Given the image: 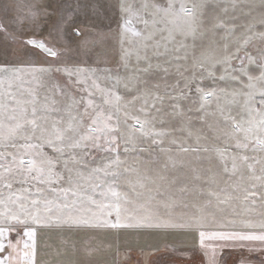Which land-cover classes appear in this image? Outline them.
I'll return each mask as SVG.
<instances>
[{
	"label": "snow or ice",
	"instance_id": "snow-or-ice-1",
	"mask_svg": "<svg viewBox=\"0 0 264 264\" xmlns=\"http://www.w3.org/2000/svg\"><path fill=\"white\" fill-rule=\"evenodd\" d=\"M230 4L260 17L213 23L203 3L175 0L0 7V43L30 58L0 64V264H36L40 228L191 232L202 264L245 246L233 242L264 250V0ZM107 9L120 54L101 67L89 59L105 34L85 21ZM135 250L133 264L184 252Z\"/></svg>",
	"mask_w": 264,
	"mask_h": 264
},
{
	"label": "rangeland",
	"instance_id": "rangeland-1",
	"mask_svg": "<svg viewBox=\"0 0 264 264\" xmlns=\"http://www.w3.org/2000/svg\"><path fill=\"white\" fill-rule=\"evenodd\" d=\"M33 0H0V7L3 4H9L11 13L16 12L23 13L26 11V7L17 9L16 5H28ZM139 3L140 0H135ZM153 2V0H149ZM156 3H166V0H154ZM181 2L189 4L203 3L205 5L203 11L205 13L206 21L215 22L218 19H222L228 23H235L237 26L247 25L258 20L260 17L261 9L257 7L251 11L250 15L248 8H236L233 9L230 4V0H175V3L179 5ZM259 5V0H254ZM111 3L115 4L116 0H111ZM226 9V11H225ZM179 22V21H178ZM85 23L94 31L105 34L97 46L90 52L89 63L99 64V66H112L119 59L120 45L118 38H116V32L118 25L120 24V17L116 9H107L101 11L99 15L90 14ZM209 26L206 24V27ZM137 29L142 25L137 24ZM256 31H264L259 24L256 25ZM223 30L217 32V39L222 36ZM209 33L203 42L197 39V46L203 43L205 46L208 43ZM96 39V37H90ZM191 43V39L188 41ZM14 45L10 42L0 43V64L7 63L10 67H27L28 60L30 58L23 55H16L13 52ZM134 61V58H133ZM219 74V73H218ZM208 84V81H205ZM222 87L224 85H221ZM199 127V125H196ZM174 232L168 233H155L145 232L143 230H91V229H38L37 234V253L38 264H124L117 252H124L129 246L133 247L132 260L127 264H133L138 259L136 253L137 242L139 246H145L151 244L161 249L167 245L170 249L175 247L183 249L182 247H176L174 244L181 239H178ZM13 242L17 237L15 234L11 236ZM27 240V237L21 236L20 248L23 249V242ZM74 245V247H73ZM185 250V248L183 249ZM7 253H5L6 255ZM184 254V253H182ZM162 261H177L181 260V252H170L166 255L158 257ZM196 260L194 264H199Z\"/></svg>",
	"mask_w": 264,
	"mask_h": 264
},
{
	"label": "crops",
	"instance_id": "crops-1",
	"mask_svg": "<svg viewBox=\"0 0 264 264\" xmlns=\"http://www.w3.org/2000/svg\"><path fill=\"white\" fill-rule=\"evenodd\" d=\"M213 231L216 229H208ZM178 240L174 246L182 247L184 254L181 253V260L168 261L169 264H194L196 260L202 264L203 257L199 250V237L191 232H174ZM206 243H221L219 241H206ZM236 245L244 244V247H229L223 249L221 264H241L242 261H248L249 264H261L264 261V250L260 249V242H233ZM251 249V250H250ZM194 250V251H189ZM36 264H38V253L36 254Z\"/></svg>",
	"mask_w": 264,
	"mask_h": 264
}]
</instances>
